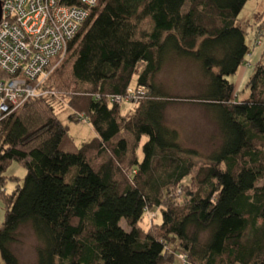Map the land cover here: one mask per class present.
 <instances>
[{"label":"trees","instance_id":"trees-1","mask_svg":"<svg viewBox=\"0 0 264 264\" xmlns=\"http://www.w3.org/2000/svg\"><path fill=\"white\" fill-rule=\"evenodd\" d=\"M249 1L98 0L42 85L48 96L0 120V264H264V56L248 99L234 101L230 80L252 52L239 20ZM174 59L198 66L196 100L220 130L201 167L156 86ZM124 103L136 107L125 115ZM57 105L95 137L78 146ZM33 109L40 122L19 115ZM14 162L23 179L6 176ZM25 228L32 263L16 251Z\"/></svg>","mask_w":264,"mask_h":264},{"label":"rangeland","instance_id":"rangeland-1","mask_svg":"<svg viewBox=\"0 0 264 264\" xmlns=\"http://www.w3.org/2000/svg\"><path fill=\"white\" fill-rule=\"evenodd\" d=\"M239 20L246 32L247 44L251 47L252 52L248 57V63L242 66V69L246 70L245 76L240 75L241 71L239 70V74L230 78L235 84L234 101L237 102L249 98L247 83L255 73L257 63L264 56V0H250L241 12ZM67 59L68 55L66 54L55 65L52 73H55L58 67L60 68L66 63ZM204 83L196 63L184 59L168 61L156 81L160 92L167 94L172 99L166 111V123L179 132L180 143L185 149L197 152L196 163L199 167L205 165L207 158L222 145L220 130L214 117L202 102L196 100L201 94ZM74 87L72 85L70 89ZM57 106L59 119L69 128L70 135L78 146L95 137V131L88 121L71 122L68 118L71 110L61 108L60 105ZM135 107L134 104L124 103L123 113L127 115ZM19 115L25 119L29 118L33 122L42 120V113L37 109L22 111ZM121 137H125L130 144L133 142V138L127 133H122L119 138ZM6 176L23 179L26 176V171L14 162L8 168ZM3 208L0 201V228L5 218ZM154 215L156 216V214ZM151 216L153 217V215ZM125 224L123 221L121 226L125 227ZM22 234V242L16 246V251L22 261L32 263L36 259L34 249L37 239L30 229L25 228Z\"/></svg>","mask_w":264,"mask_h":264},{"label":"built area","instance_id":"built-area-1","mask_svg":"<svg viewBox=\"0 0 264 264\" xmlns=\"http://www.w3.org/2000/svg\"><path fill=\"white\" fill-rule=\"evenodd\" d=\"M97 4L98 0L1 1L0 71L5 78L0 79V120L30 100L48 96L42 85ZM143 95L141 91L137 96ZM115 102L122 103L123 99L116 98ZM179 258L181 264H189L187 255Z\"/></svg>","mask_w":264,"mask_h":264},{"label":"crops","instance_id":"crops-1","mask_svg":"<svg viewBox=\"0 0 264 264\" xmlns=\"http://www.w3.org/2000/svg\"><path fill=\"white\" fill-rule=\"evenodd\" d=\"M240 71H241V72H240V75L245 76V74H246L245 71H246V70H244V69L241 68ZM247 72H248V71H247ZM238 74H239V73H238ZM247 74H248V73H247ZM231 81H232V80H231ZM238 82H239V80H238Z\"/></svg>","mask_w":264,"mask_h":264},{"label":"water","instance_id":"water-1","mask_svg":"<svg viewBox=\"0 0 264 264\" xmlns=\"http://www.w3.org/2000/svg\"><path fill=\"white\" fill-rule=\"evenodd\" d=\"M1 1H2V0H0V20H1V17H2V7H1Z\"/></svg>","mask_w":264,"mask_h":264}]
</instances>
